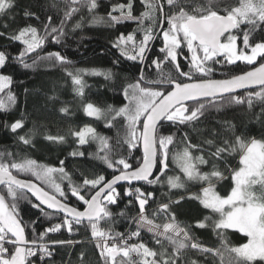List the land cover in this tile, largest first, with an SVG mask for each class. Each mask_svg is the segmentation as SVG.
I'll use <instances>...</instances> for the list:
<instances>
[{
	"label": "snow or ice",
	"instance_id": "obj_1",
	"mask_svg": "<svg viewBox=\"0 0 264 264\" xmlns=\"http://www.w3.org/2000/svg\"><path fill=\"white\" fill-rule=\"evenodd\" d=\"M216 0H209L208 7H201L193 11H188L190 5L184 4L183 0H166L169 12L164 10V2L157 3V0H141L144 11L139 17L134 16L133 0H128L127 4L115 5L108 13V21L111 24L122 23L124 21H137L141 26L138 30L143 33L142 39L137 41L134 33L124 35L121 33L113 47L120 50V55L126 59L139 60L143 64L148 52L150 42L155 38L153 27L159 24V33L162 36L163 46L159 52L163 53V60L157 58L152 60L151 66L161 69V65L171 63L174 66L176 77L171 74H164L156 81H145L143 71L135 83L129 84L124 89L125 99L128 103L118 109L109 107L110 112L115 113V117H123L127 127L125 140L128 148H136L142 145L143 158L139 167L135 169L128 163L126 158H120L113 162L108 154L100 157L109 168L122 166L118 175L105 182V177L100 175L94 179L85 177L83 183L73 185L71 177L63 167V161L59 168L38 164L33 159H23L20 162L13 160L10 163L0 160V185L6 188V194L0 193V264H32L30 257L38 253L41 260L51 257V248L57 244L66 245L72 241H51L43 242L47 233H54L66 228L69 233L73 231V225H79L87 220L91 225V236L97 241L96 247L100 250V256L105 260V264H117V258H122L126 264H136L131 257L135 253L141 257L138 264H180L184 258L185 251L189 248V241L193 238L188 227H182L170 213L169 204H161L157 209L158 213L164 214L170 222L163 224V231L160 225L155 224L153 219H149L146 212V205L149 199L153 198L152 192H144L140 188L125 189V196H134L139 206V218L135 221L137 230L131 233L132 237L140 236V229L146 227L149 232L154 233V237H163L172 246L171 253L166 251L157 252L144 243L127 244L124 235L106 232L99 227V222L110 217L112 214L108 210V205H115L118 202L120 193L115 185L120 181H144L150 185L161 181V176L166 174L168 168L169 145L173 144V135H160L159 130L165 122L173 125H185L198 122L204 113L210 108L220 107V102L229 98L231 103H248L253 105V99L264 101V63H259L258 67L232 75L227 79L204 78L211 73L212 69L207 67L208 62L221 63L220 58L231 65L236 62H244L247 65L257 63V58L264 59V39L252 44L250 35L256 27L264 25V0H239V6L226 8L223 14L214 7ZM85 5L91 12L97 8L96 0H71L72 5ZM14 6V0H0V15L6 14ZM175 9V11H172ZM80 9L69 7L64 12V17L60 25L52 26V17L48 18V23L44 25V34L39 35L38 29L28 25L21 28L17 34L11 37L14 41L23 44L22 50L12 59L18 61L24 68L32 67L26 62L29 53H34L37 49L45 45L46 36L51 35L53 43H60L64 36V25L71 19L72 15ZM118 11L120 15H113ZM34 13L25 11V17L34 16ZM39 19L38 17H36ZM96 18L94 17V20ZM152 21L148 27H143L145 20ZM168 27L165 28L164 24ZM241 24L250 25V29L244 31L243 48L237 45L238 37L233 35V30L239 29ZM7 27V25H5ZM79 27V25H76ZM3 35V33H0ZM131 45V50L129 49ZM186 46L189 56L185 59L189 61V71L182 70L178 57L182 47ZM39 60H55L58 63H71L59 51H53L46 56L37 57ZM8 55L0 51V68L6 66ZM119 61H113L114 64ZM36 61H33L35 64ZM193 73H200L199 78H194ZM73 78V84L77 86L78 93H83V75H105L111 77V72H98L92 70H76V74L69 72ZM179 77H184L181 80ZM188 81V82H185ZM12 83V78L6 74H0V92H4ZM256 86L259 91H247L246 96L235 95L239 89H250ZM170 89V90H169ZM15 103V97L8 92L7 101L0 99V109H9ZM198 105L192 107L191 105ZM85 113L90 117L101 118L104 116L102 110L92 103L85 106ZM67 111V109H61ZM264 115V112L261 113ZM113 117V119L115 118ZM259 118V117H258ZM23 119L15 120L10 125V130L15 133L23 128ZM142 124V128L139 125ZM111 125V120H109ZM7 127V125H6ZM229 129L233 126L229 125ZM234 134V132H233ZM77 137L80 145L86 144L89 139L98 140L101 144V151L107 149L108 141L105 137L99 136L95 129L84 126L79 131L72 133ZM24 144L30 143L26 136L18 138ZM46 139L53 142H63V136H47ZM188 141L181 152L173 154V161L177 163L188 181H203L207 183L202 187L199 194H194L190 198L198 200L203 208L219 214V220L215 223L214 230H219V235L223 236L224 230L234 229L247 237V242L237 247L225 250L234 254L229 264H255L257 261H264V138L246 139L243 134L235 135V139H223L222 146L216 147L209 156L215 160H220L227 166L228 158L233 153L239 154L238 166L230 169L232 187L227 195H220L215 188L214 182L225 179L224 173L215 164L213 170L202 173L200 165L209 163L203 155L193 156L191 150L202 152L203 149L198 144H191L187 135L184 137ZM212 145L213 141H206ZM191 149V150H190ZM11 155V154H9ZM73 156L83 153H73ZM4 153H0L3 157ZM159 164L161 175L153 176V168ZM31 173L37 181L48 185L53 191H46L38 183L31 180L19 179L13 174ZM59 174L61 180L69 181L71 195L86 205L83 211H78L66 202V192L60 183L54 178ZM167 183L170 188L184 187V183L179 176L168 177ZM102 185V186H101ZM259 185L261 193L253 190ZM99 188L90 199L81 195V188ZM26 192L31 193L35 198L33 202L29 200L32 207L37 208L42 214L48 215L46 209L56 213H63L62 223H57L46 228L36 239L28 240L25 236V226L20 218L18 204L27 199ZM61 199H58L57 197ZM132 203V201H129ZM43 206V207H42ZM208 218L205 217V220ZM35 223V222H33ZM198 227H205L202 222L197 223ZM120 240V244L113 241ZM160 244V239H156ZM190 248L202 253H210L213 256L219 255L223 259V252L203 247L200 243L192 242ZM197 264V261H191Z\"/></svg>",
	"mask_w": 264,
	"mask_h": 264
},
{
	"label": "trees",
	"instance_id": "obj_2",
	"mask_svg": "<svg viewBox=\"0 0 264 264\" xmlns=\"http://www.w3.org/2000/svg\"><path fill=\"white\" fill-rule=\"evenodd\" d=\"M97 8L89 11L83 4L72 5L71 0H14V6L6 14L0 15V51L8 55L6 66L0 68V74L9 75L12 83L4 92H0V99L7 101V94L15 97V103L9 109H0V153H4L0 160L10 163L13 160L20 162L23 159H33L38 164L59 168L61 161L68 175L71 177L73 185L83 183L85 177L94 179L100 175L105 177V182L119 174V168H109L100 157L106 153L109 158L115 162L120 158H126L132 168L139 166L142 162L143 154L140 146L129 149L125 140L127 127L123 117H115L114 112L109 111V107L118 109L127 102L124 96V89L136 82L141 75L145 81H156L160 79L161 70L164 74H171L176 77L174 66L171 63L161 65L157 69L152 64L153 59L163 60L164 54L159 52L163 46L162 36L159 33V24L153 25L154 39L150 42L148 52L143 64L139 60L132 61L120 55V50L113 47L117 37L123 33L127 35L134 33L137 41L142 39L143 33L138 29L141 27L137 21H125L122 23L111 24L108 21V13L118 4H127L128 0H96ZM164 2V10L169 12L166 0H157V3ZM184 4L190 5L186 10L193 11L201 7H208L209 0H183ZM239 6V0H216L214 7L223 14L226 8ZM69 7H77L80 10L74 13L65 25L64 36L60 43H53L51 35L46 36L45 45L37 49L34 53H29L26 62L32 64L30 68H24L18 61L12 57L19 54L23 44L14 41L11 37L18 31L28 25L38 29V34H44V25L48 23V18L52 17V26L60 25L64 12ZM141 0H133L134 16L139 17L144 11ZM25 11L34 13V16L25 17ZM172 11H175L173 9ZM113 15H120L118 11L112 12ZM38 17L39 19H37ZM94 17L96 18L94 20ZM152 21L145 20L143 27H148ZM7 25V27H5ZM79 25V27H76ZM167 28V23L164 24ZM250 25L241 24L239 29L233 30V35L238 37L237 45L243 48L244 31L250 29ZM264 39V25L256 27L250 35V42H256ZM131 50V45L128 46ZM53 51H59L71 63H58L55 60H39L37 57L46 56ZM190 54L186 46L182 47L178 61L182 70L189 71V61L185 59ZM36 61L33 64V61ZM221 63L208 62L207 67L211 68V73L204 78L226 79L232 75H238L250 70L252 67L263 63L264 59L257 58V63L247 65L244 62L227 64L224 58H220ZM113 61H119L114 64ZM76 70H96L98 72H111V77L105 75H83L84 87L83 93H78L77 86L73 84V78L68 73L76 74ZM194 78H199L200 73H193ZM184 80V77H179ZM185 82H188L185 80ZM170 90V89H169ZM259 91V89L250 90ZM246 92L235 94L244 97ZM92 103L100 108L104 113L101 118L90 117L85 113V106ZM192 107L198 105L192 104ZM67 109V111H61ZM264 101L253 99L252 107L248 103H231L229 98L220 102L219 109L213 107L208 109L198 122L185 125H173L171 122H165L160 130V135H173V144L169 145V157L167 160L168 168L166 174L161 176V181L157 184H148L146 182H134L133 184H121L116 187L120 193L117 204L108 205L111 212L110 217H106L99 222V227L111 232L113 235L120 233L127 237V244L144 243L149 248L161 252L171 253V244L163 237H154V233L141 228L139 237H132L131 233L137 230L136 220L139 218L140 209L134 196H125V189L140 188L144 192H152L153 198L149 199L146 205L145 214L149 219H153L155 224L163 229L165 222L169 219L157 209L161 204H169L170 213L174 214L176 221L182 226L188 227L192 240L189 241V248L184 253V258L180 264H191V261H197V264H229L234 254L225 250L227 248L237 247L247 242V237L234 229L224 230L223 236L219 235V230H214L215 223L219 220V214L203 208L198 200L190 198L194 194H199L202 187L207 183L203 181H188L176 162L173 161V154L181 152L188 141L184 140L188 136L191 144H198L203 149L202 152L191 150L193 156L203 155L209 163L200 165V171L210 172L213 165L224 173L225 179L214 182L216 191L220 195H227L232 187L230 169L238 166L239 154L233 153L227 161V166L220 160H215L209 156L216 147L222 146L223 139H235V135L243 134L246 139L264 138ZM113 117H115L113 119ZM259 117V118H258ZM23 119V128L13 133L10 130L12 122ZM111 120V125H109ZM7 125V127H6ZM229 125L233 126L229 129ZM84 126H90L95 129L99 136L105 137L108 141L107 149L101 151V144L98 140L89 139L86 144L80 145L77 137L72 133L79 131ZM139 125V127H141ZM234 132V134H233ZM26 136L30 143L24 144L18 138ZM47 136H63V142H53L46 139ZM212 140L209 145L206 141ZM73 153H83L82 156H73ZM11 154V155H9ZM13 174L19 179L31 180L39 183L47 191L48 185L37 181L31 173L13 170ZM161 175L159 164L157 162L154 175L155 179ZM179 176L184 183V187L170 188L168 177ZM58 181H61V187L66 192V202L78 209L83 210L86 205L71 195L69 181L61 180L59 174L55 175ZM102 186V185H101ZM99 188L92 189L81 188L80 193L86 199L95 193ZM257 195L261 193L259 185L253 189ZM0 193L6 194L5 186H2ZM27 199L18 204L20 218L25 226V236L28 240L36 239L46 228L52 227L57 223H62L63 214L53 213L45 210L48 215L42 214L37 208L32 207L29 200L35 202L26 192ZM61 199L59 196L57 197ZM132 201V203H129ZM205 217L208 219L205 220ZM35 222V223H33ZM198 222L205 224L201 228L197 226ZM156 239L161 243L157 244ZM51 241H72L71 244H57L51 248L52 256L45 257L43 261L39 253L30 257L32 264H105V260L100 256V250L96 247L97 241L91 236V225L89 222H81L79 225H73V231L69 233L66 228L58 232L47 233L43 242ZM120 244V240L113 241ZM192 242L200 243L205 248L219 250L223 252V259L219 255L213 256L210 253H202L190 248ZM133 262L141 260L135 253L131 257ZM117 264H126L118 257ZM255 264H264V261H257Z\"/></svg>",
	"mask_w": 264,
	"mask_h": 264
},
{
	"label": "water",
	"instance_id": "obj_3",
	"mask_svg": "<svg viewBox=\"0 0 264 264\" xmlns=\"http://www.w3.org/2000/svg\"><path fill=\"white\" fill-rule=\"evenodd\" d=\"M264 63V62H263ZM259 65H257V66H254V67H258ZM252 69V68H251ZM250 69V70H251ZM249 71V70H248ZM227 79V78H226ZM255 89H259L258 87H256V86H253V87H251L250 89H239V90H237L236 91V93L235 94H238V93H241V92H245V91H250V90H255ZM141 128H142V126H141ZM140 146V150H141V152H142V154H143V149H142V145H139ZM137 167H139V166H137ZM135 169V168H134ZM155 169H156V166H154V168H153V175H154V173H155ZM118 175V174H117ZM151 178V177H150ZM111 180V179H110ZM32 182H34V183H37V182H35V181H32ZM135 182V180H133V181H131V183H129L128 181H120V182H118L116 185H115V187H118L119 185H121V184H133ZM136 182H144V181H136ZM39 184V183H38ZM2 186H4V185H0V189H1V187ZM46 190V189H45ZM99 190V189H98ZM97 190V191H98ZM47 191V190H46ZM95 194V193H94ZM30 195H31V193H30ZM32 196V195H31ZM33 198V200L35 201V198L34 197H32ZM91 198V197H90ZM89 198V199H90ZM59 199V198H58ZM35 202H37V201H35ZM38 203V202H37ZM43 207V206H42ZM72 207V206H71ZM86 207V206H85ZM85 209V208H84ZM83 209V210H84ZM45 210H47V211H49V212H53V213H56V212H54L53 210H49V209H46V207H45ZM78 210V209H77ZM83 210H78V211H83ZM59 214H63V213H59ZM82 222H88L87 220H84V221H82Z\"/></svg>",
	"mask_w": 264,
	"mask_h": 264
},
{
	"label": "rangeland",
	"instance_id": "obj_4",
	"mask_svg": "<svg viewBox=\"0 0 264 264\" xmlns=\"http://www.w3.org/2000/svg\"><path fill=\"white\" fill-rule=\"evenodd\" d=\"M125 22V21H124ZM128 103V100H127V102H126V104ZM123 107V106H122ZM57 175V174H56ZM55 178V177H54ZM56 179V178H55ZM56 182L57 183H60L61 184V181H58V179H56ZM48 190H49V192H52L53 190L51 189V188H47ZM144 229H146V230H148L146 227H144ZM160 231H163V229L162 230H160Z\"/></svg>",
	"mask_w": 264,
	"mask_h": 264
}]
</instances>
